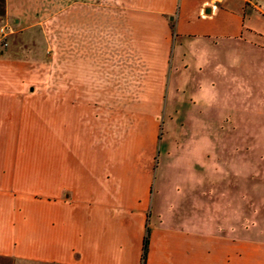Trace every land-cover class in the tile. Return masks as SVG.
Masks as SVG:
<instances>
[{"label": "crops", "instance_id": "1", "mask_svg": "<svg viewBox=\"0 0 264 264\" xmlns=\"http://www.w3.org/2000/svg\"><path fill=\"white\" fill-rule=\"evenodd\" d=\"M38 3L0 0V17L14 14L20 26H10L0 45V264H264V240L245 234L244 173H221L226 182L217 188L212 171L196 163L185 191L177 195L173 185L165 193L183 199L190 216L177 220L168 204L151 223L150 158L112 139L116 115L96 111L115 105L93 102L133 98L102 84L149 82L157 44L164 75L174 27L184 19L203 21L204 36L254 45L264 67V0H61L57 10ZM43 69L44 91L37 89ZM87 125L96 139H64ZM221 194L227 208L217 219L194 217L199 201L208 206Z\"/></svg>", "mask_w": 264, "mask_h": 264}, {"label": "rangeland", "instance_id": "2", "mask_svg": "<svg viewBox=\"0 0 264 264\" xmlns=\"http://www.w3.org/2000/svg\"><path fill=\"white\" fill-rule=\"evenodd\" d=\"M34 1L39 2V10L58 9L61 4V0ZM178 6L181 9V3ZM13 15L5 14L0 21L7 22L15 31L20 26ZM60 27V20L55 21L58 35L54 38L58 43ZM102 27L105 35L102 43L108 44L109 21H103ZM206 28L203 21L190 24L182 20L179 29L174 27L164 75L159 68L157 44L155 52H151L149 82L102 84V91L128 92L133 98L93 101L115 105V110L105 112L103 106L96 113L102 117L115 114L117 120L112 123V129L116 126L117 134L112 139L119 144L129 142L135 155L150 158L151 223L157 207L168 204L177 220L190 216V207H185L183 199L177 203V197L172 200L165 193L173 185L179 187L175 194L185 191L192 182L190 173H195L194 165L198 163L200 171H212L217 188L226 182L218 178L221 173L237 170L245 174V234L264 240V80L261 78L264 67H257V47L233 38L204 36L202 31ZM55 55L60 60V53ZM39 71L42 72L37 89L44 91V69ZM88 128L89 125L84 133L74 128L64 139L71 143L96 139ZM226 208L221 194L208 206L199 201L193 214L199 219L215 220ZM170 209L165 208L166 214L171 213ZM228 210L234 211L231 206ZM168 218L164 216L165 221Z\"/></svg>", "mask_w": 264, "mask_h": 264}, {"label": "built area", "instance_id": "3", "mask_svg": "<svg viewBox=\"0 0 264 264\" xmlns=\"http://www.w3.org/2000/svg\"><path fill=\"white\" fill-rule=\"evenodd\" d=\"M212 3L215 5L218 2H222L224 0H211ZM10 31V26L5 24V23H1L0 24V45L2 47L7 45V37Z\"/></svg>", "mask_w": 264, "mask_h": 264}, {"label": "trees", "instance_id": "4", "mask_svg": "<svg viewBox=\"0 0 264 264\" xmlns=\"http://www.w3.org/2000/svg\"><path fill=\"white\" fill-rule=\"evenodd\" d=\"M148 243H149V238H148V229H147L144 234L143 244H142V259L143 260L145 259L146 254H147Z\"/></svg>", "mask_w": 264, "mask_h": 264}]
</instances>
